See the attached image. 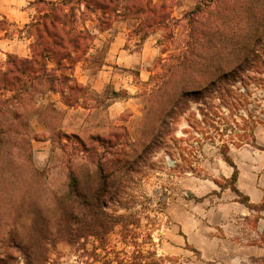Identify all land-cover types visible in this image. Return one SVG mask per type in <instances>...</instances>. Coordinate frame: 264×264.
<instances>
[{
	"label": "rangeland",
	"instance_id": "rangeland-1",
	"mask_svg": "<svg viewBox=\"0 0 264 264\" xmlns=\"http://www.w3.org/2000/svg\"><path fill=\"white\" fill-rule=\"evenodd\" d=\"M241 1L248 11H238ZM254 2L223 0L217 35L213 28L205 31V41H211L209 50L192 58L197 64L176 76L169 57L181 54L178 41L186 29L183 23L174 28L169 24L173 41L167 38L169 32L149 37L147 51L135 60V68L137 62H144L147 81H140L135 68L110 63L113 73L129 74L138 100L113 119L106 133L102 130L96 135L99 129L90 123L72 133L75 127L71 123L62 126L60 115L39 112L38 96L28 101V126H20L19 135H10L0 146L1 264H24L12 247V236L24 240L30 264H211L225 260L218 252L233 247L226 234L233 230L235 205L231 202L238 198L219 186L231 179L232 165L237 170L236 187L264 186V83L248 92L233 83L218 98L190 102L182 115L168 121L169 136L160 149L147 154L144 148L182 89L189 84L206 86L203 78L235 71V20L239 15L251 20ZM169 5L172 18L178 20L193 9L194 2L172 0ZM128 24L129 29L133 23ZM124 28L116 24L114 31ZM128 35L126 49L138 51L137 38ZM104 37L113 39V31ZM247 73L264 79V74ZM147 107L153 111L150 119H145ZM35 115L47 118L51 129L44 131ZM58 129L68 135V143L55 136ZM116 160L122 163L116 167L119 181L107 186L99 205L113 220L102 217L95 224L89 217L71 215L65 200L68 174L77 178L78 191L90 200L99 187L98 165L107 172V165ZM224 220L227 227H222Z\"/></svg>",
	"mask_w": 264,
	"mask_h": 264
},
{
	"label": "trees",
	"instance_id": "trees-1",
	"mask_svg": "<svg viewBox=\"0 0 264 264\" xmlns=\"http://www.w3.org/2000/svg\"><path fill=\"white\" fill-rule=\"evenodd\" d=\"M171 1L34 0L36 16L27 27V35L32 39L29 46L31 58L19 59L8 56L6 69L0 70V146L10 135L18 136L20 126H28L27 103L36 95L48 92L59 94L62 103L69 107L77 104L80 97H84L86 89L82 85L66 76L59 77L56 71L62 67L64 61L70 65L81 62L84 69L92 73L101 69L106 48L97 50L94 55L89 53L94 47L93 41L96 37L94 30L102 33L109 30L115 22H124L127 26L132 22L129 34L136 37L137 42L141 44L147 37L158 31L169 32L167 38L173 41L175 39L173 28L183 23L186 29L184 36L178 41L181 54L169 57V61H173L171 71H174L173 76H176L183 68L196 65L197 63L192 58L201 57V54L210 48L211 41H205V31L213 28L214 30L211 31L216 36V30L220 28L218 12L223 0H188L194 2V7L184 12L178 20L172 18L169 5ZM254 3L255 13L251 20L249 17L241 19L240 15L235 20V71L215 78H203L207 81L206 86L189 84L186 90L182 89L172 102L170 110L160 118L159 130L152 141L145 146V153L160 149L166 136H169L168 121L182 115L190 102L200 103L215 95L218 98L233 83H235V88L239 85L245 92H248L251 87L256 88L260 83H264V79L247 73L255 71L258 75L264 74V0H256ZM242 9L248 11L249 8L247 9L242 2L238 6V11ZM169 24H173L172 29ZM6 27L7 22L0 20V31L5 30ZM161 43L160 41L158 44ZM48 61L55 63L54 69H48ZM113 95L117 96L114 92ZM40 110L42 112L49 110L51 116L60 115V112L53 106L50 109L47 106L41 107L39 112ZM146 111L145 119H150L152 108L147 107ZM41 121L49 131L52 123L45 117ZM55 136H62L68 143V135L61 130L58 129ZM72 136L79 140L77 136ZM223 159L231 164L226 154H223ZM121 165L120 160L110 162L107 165V172L103 165H98L99 187L90 200L78 191V180L72 173H69L65 200L68 202L70 214L76 213L75 215L89 217L94 219L95 224H98L102 217L112 221L111 216L102 212L99 205L107 186H113L119 181L120 173L116 167ZM232 167L234 173L231 179L226 186L219 187L230 189L238 198L237 202L249 210L264 211V202L252 204L248 196L236 187L237 170L233 165ZM71 202L76 204V207H73L74 204L71 205ZM11 239L12 247L22 256L24 264H30L24 240L13 236ZM1 262L2 258H0V264Z\"/></svg>",
	"mask_w": 264,
	"mask_h": 264
},
{
	"label": "crops",
	"instance_id": "crops-1",
	"mask_svg": "<svg viewBox=\"0 0 264 264\" xmlns=\"http://www.w3.org/2000/svg\"><path fill=\"white\" fill-rule=\"evenodd\" d=\"M33 2L34 0H0V20L7 22L6 29L0 31L1 71L6 69L8 56L19 59L31 58L29 46L32 39L27 35V27L36 16ZM116 24H124L126 28L122 31H114ZM111 31H113V39L105 38L104 35ZM93 33L96 37L93 41L94 47L89 53L94 55L97 50L106 48L101 69L92 73L84 69L83 64L79 62L71 65L74 66V69L71 70L70 64L64 61L62 67L56 71L59 77L66 76L82 85L86 89L84 97H80L77 104L69 107L62 103L59 94L48 92L36 96L41 99L39 107L44 108L52 104L60 112L62 126L71 123L75 127L72 133H79L90 123L99 129V132H97L99 134L96 135H100L102 130L105 133L106 130L109 131L113 119L130 109L138 100L134 95L135 87L129 74L126 73L120 76V74L113 73L108 65L112 63L125 69H134L135 60L147 51V41L152 35L140 44L141 47L138 51L130 52L126 49V44L129 42L127 39L129 29L126 23L115 22L109 30L102 33L94 30ZM141 58L143 59V57ZM137 65L138 68L136 66L135 69L139 71L140 81H147L144 62H141V64L137 62ZM47 67L48 69H54L55 63L48 61ZM65 67L66 69H63ZM113 92L117 96L113 95ZM120 92L125 95L120 96ZM48 96H50L49 103L45 102ZM35 116H37L36 121L44 128V131H47L39 115ZM47 142L49 141H44V143ZM237 188L248 196L252 204L264 202V186H237ZM231 204L235 205V217L232 219L233 230L231 235L226 234V237L230 239L233 247L228 250H220L218 253L224 254L225 260L211 264H258L264 259V211L249 210L237 202L236 199L235 201L232 200ZM226 222L223 221L222 227L228 226L224 225Z\"/></svg>",
	"mask_w": 264,
	"mask_h": 264
}]
</instances>
